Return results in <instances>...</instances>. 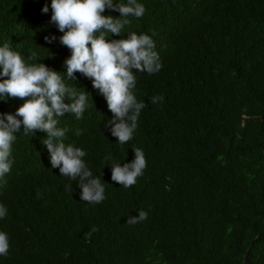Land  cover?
<instances>
[{
  "label": "trees",
  "instance_id": "16d2710c",
  "mask_svg": "<svg viewBox=\"0 0 264 264\" xmlns=\"http://www.w3.org/2000/svg\"><path fill=\"white\" fill-rule=\"evenodd\" d=\"M137 2L146 11L129 17L121 36H152L162 68L134 72V94L146 107L133 139L119 144L105 128L112 113L91 80L66 77L71 53L50 22L51 0H0V46L8 43L26 62L44 63L89 93L83 118L65 114L58 127L68 129L66 144L86 151L106 197L82 201L78 180L52 168L47 134L21 129L11 171L0 177L8 210L0 231L10 243L0 264H264V0ZM156 96L163 99L151 103ZM22 103L0 100V113L15 114ZM133 147L147 166L124 188L111 180L110 163H131ZM141 209L147 219L127 224Z\"/></svg>",
  "mask_w": 264,
  "mask_h": 264
},
{
  "label": "clouds",
  "instance_id": "9594fccd",
  "mask_svg": "<svg viewBox=\"0 0 264 264\" xmlns=\"http://www.w3.org/2000/svg\"><path fill=\"white\" fill-rule=\"evenodd\" d=\"M50 22L63 33L59 42L66 46L71 55L65 59L66 77L75 81L80 73L92 82L107 103L112 118L108 128L117 143L125 144L133 139L138 126L141 110L146 107L139 102L134 89V72L158 73L162 68L159 55L155 51L152 36L146 33H121L131 23L129 17L141 18L146 9L137 0L115 3L114 0H51ZM119 13V16L104 15L105 10ZM49 11L45 5L42 12ZM154 35V33H153ZM114 36L121 37L119 39ZM47 43L55 36H45ZM31 51V50H30ZM37 53L31 51L28 60H36ZM19 98L23 103L15 114L0 113V177L9 173L13 160L10 159L16 133L23 129L25 135H35L37 131L46 133L42 143L50 154L52 168H58L61 176L78 180L81 200L99 204L105 197V187L101 179L94 177L83 159L87 153L80 147L64 142L67 128L58 127L59 118L65 114L80 120L88 105L89 93L77 91V87L65 84L60 72L44 63H28L18 51L8 43L0 46V100ZM69 102H65V99ZM163 98L153 97L151 103ZM135 158L131 163L113 161L111 180L124 188L136 184L143 175L147 161L142 149L133 147ZM105 161H112L111 155ZM7 208L0 204V219L7 216ZM137 217L129 216L127 224H136L147 219V212L138 210ZM98 231L93 227L85 234L90 239ZM10 243L6 232L0 231V256H7Z\"/></svg>",
  "mask_w": 264,
  "mask_h": 264
}]
</instances>
